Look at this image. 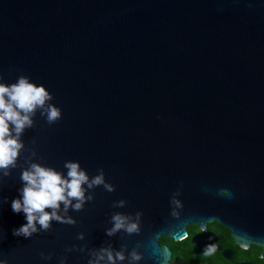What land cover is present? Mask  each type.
I'll use <instances>...</instances> for the list:
<instances>
[{"label":"water","instance_id":"95a60500","mask_svg":"<svg viewBox=\"0 0 264 264\" xmlns=\"http://www.w3.org/2000/svg\"><path fill=\"white\" fill-rule=\"evenodd\" d=\"M20 76L62 114L49 124L37 108L16 166L0 169V261L88 264L111 248L125 256L116 264L133 250L131 264H168L159 236L211 220L264 261V0H0V83ZM70 160L89 181L103 169L115 190L83 185L93 199L69 207L74 224L13 235L27 223L11 208L22 171L39 163L66 177ZM137 212L139 234L107 235L113 215Z\"/></svg>","mask_w":264,"mask_h":264},{"label":"clouds","instance_id":"9594fccd","mask_svg":"<svg viewBox=\"0 0 264 264\" xmlns=\"http://www.w3.org/2000/svg\"><path fill=\"white\" fill-rule=\"evenodd\" d=\"M51 100L53 96L46 87L30 82L27 76H20L17 82L11 85L0 83V169L4 170V176H9L11 173L8 169L16 166L20 152L25 146L20 138L26 128L33 127L32 117L37 108L43 110L41 115L45 116L49 124L61 118L60 108L51 103L45 106L46 102ZM32 155L35 156L36 153L33 152ZM64 167L67 169L66 177L55 169L39 163H30L29 168L22 171L20 178L23 187L19 190L21 198L14 199L11 208L14 213H24L27 223L14 229L13 235L30 238L35 233L48 231L54 220L74 224L75 220L67 215L69 207L74 211H81L86 201L93 199L92 195H85L86 190L83 185H87L88 189L103 185L108 192L115 190L114 185L105 182L103 169H100L99 174L89 181V176L78 161H66ZM221 191L224 194L226 190ZM176 195L178 193L170 200L171 215L178 218L180 216L178 210L183 208V204ZM73 201L76 203L73 204ZM61 204H63L62 210ZM124 204L125 201L120 200L116 206L123 207ZM46 209H51V212ZM61 211L63 215L59 214ZM142 215L141 212H137L134 222L128 216L119 213L113 215L114 226L107 230V235L112 236L121 229L129 235L139 234ZM78 238L83 239V235H79ZM105 256L109 264H116V260L125 259L123 251H117L113 255L111 248H102L96 259L89 260L88 264H99ZM130 257L131 264L140 261L142 254L133 250ZM43 258L51 259V256ZM0 264L7 262L0 261Z\"/></svg>","mask_w":264,"mask_h":264},{"label":"flooded vegetation","instance_id":"af4514ba","mask_svg":"<svg viewBox=\"0 0 264 264\" xmlns=\"http://www.w3.org/2000/svg\"><path fill=\"white\" fill-rule=\"evenodd\" d=\"M186 236L173 240L159 236L158 244L169 251L168 264H264L262 249L249 244H235L230 230L215 220L205 222L200 230L194 224L184 226Z\"/></svg>","mask_w":264,"mask_h":264}]
</instances>
